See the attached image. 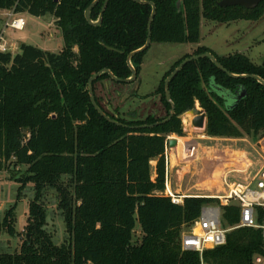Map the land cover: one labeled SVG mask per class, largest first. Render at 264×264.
Returning a JSON list of instances; mask_svg holds the SVG:
<instances>
[{
  "label": "trees",
  "instance_id": "trees-1",
  "mask_svg": "<svg viewBox=\"0 0 264 264\" xmlns=\"http://www.w3.org/2000/svg\"><path fill=\"white\" fill-rule=\"evenodd\" d=\"M93 1L0 0V9L55 16L64 42L59 52L25 42L16 53L0 52V170L26 166L14 177L20 183L18 199L29 184L35 192L26 238L20 250H0V264H252L257 255L264 256L262 231L252 227L231 230L225 244L202 254L183 249L185 231L204 206L218 199L186 196L182 203L172 202L166 194V149L171 134L185 135L181 116L197 104L198 113H206L210 137H264V85L251 77L230 76L209 58L192 60L170 82L175 110L162 121L172 107L164 81L185 58L210 52L231 73L264 79V57L255 63L244 53L218 56L200 45L203 21H258L264 18V0L254 9L222 7V0H183L180 6L179 0H143L156 5L151 44L196 47L174 62L151 94L160 95L165 116L106 112L120 124L96 110L88 82L105 68L118 78L132 75L127 57L146 43L153 8L135 0H109L102 24L94 26L85 17ZM104 2L91 10L92 20L99 19ZM147 50L132 58L137 78ZM105 79L119 83L104 73L93 82L94 89ZM49 189L57 194L68 233L59 245L47 230L44 198ZM15 208L6 211L1 224L11 236L16 234ZM239 221L236 203L223 208L224 226ZM138 225L140 240L135 238Z\"/></svg>",
  "mask_w": 264,
  "mask_h": 264
},
{
  "label": "rangeland",
  "instance_id": "rangeland-1",
  "mask_svg": "<svg viewBox=\"0 0 264 264\" xmlns=\"http://www.w3.org/2000/svg\"><path fill=\"white\" fill-rule=\"evenodd\" d=\"M23 17L27 25L24 30L15 32V36L18 37L16 42L29 43L52 52L62 50L63 37L55 16L47 15L38 19L27 13ZM3 25L4 17L0 14V30ZM200 45L210 47L218 56L240 52L246 54L253 62L262 63L264 18L258 21L238 20L227 25L203 21ZM192 47L195 45L153 42L143 57L142 69L136 80L131 83H116L105 79L95 84L93 91L99 106L116 117H130V114L136 118H145L149 114L156 117L165 116L166 111L160 95L151 94L155 92L163 75L172 68L174 62L186 53H190ZM200 110L197 104L196 110L188 111L181 116L184 136L177 134L169 136L178 141L176 146H168L166 151L168 152L166 164L171 170L169 184L174 195H201L215 198L214 196L222 194L227 174L229 180L248 182L264 169V137L256 141L252 138L210 137L205 129L192 125L194 116L200 114L198 113ZM155 164L156 162H152L153 176ZM25 170L26 166L0 170L1 251L20 250L26 238L29 203L34 198L35 192L33 185L29 184L23 190L22 197L18 199L20 183L14 179ZM15 204L16 234L11 236L1 228V224L6 211ZM44 204L48 212L47 230L59 245L68 239V233L58 209V197L54 189L47 191ZM141 236V228L138 225L135 238L140 240Z\"/></svg>",
  "mask_w": 264,
  "mask_h": 264
},
{
  "label": "built area",
  "instance_id": "built-area-1",
  "mask_svg": "<svg viewBox=\"0 0 264 264\" xmlns=\"http://www.w3.org/2000/svg\"><path fill=\"white\" fill-rule=\"evenodd\" d=\"M0 11L4 17V25L0 30V52L16 53L19 48L8 36V31L24 30L26 20L18 16L19 13L14 9H0ZM167 185L168 170L166 168V194L171 197L172 202L182 203L184 197L195 196L174 195L171 191L167 192ZM214 197L218 199V202L204 206L199 218L183 234L182 247L184 250L198 251L202 254L206 249L225 244L228 232L240 227L260 229L264 241V169H261L248 182L229 180L227 174L222 194ZM232 203H236L240 207V221L234 226L226 227L223 224V208ZM261 211L263 214L260 220ZM86 264L94 263L88 261ZM202 264L204 263L202 262ZM252 264H264V256L257 255Z\"/></svg>",
  "mask_w": 264,
  "mask_h": 264
},
{
  "label": "water",
  "instance_id": "water-1",
  "mask_svg": "<svg viewBox=\"0 0 264 264\" xmlns=\"http://www.w3.org/2000/svg\"><path fill=\"white\" fill-rule=\"evenodd\" d=\"M100 0H94L88 7L87 9L85 10V17L87 19V21L94 25V26H97V25H100L102 24V21H103V14H104V11L107 7V4L109 2V0H105L104 2V6L102 8V11L100 13V16H99V19L97 21H94L91 19V10L93 9V7L99 2ZM139 3H146V4H150L153 8L152 10V14H151V17H150V20H149V32H148V37H147V41L146 43L132 51L128 57H127V63L132 71V75L129 77V78H125V79H122V78H118L116 77L113 72L110 70V69H103L97 73H95L94 75L91 76V78L89 79V82H88V87H89V94H90V97H91V101L94 105V107L96 108V110L103 116L105 117L107 120H109L110 122H113V123H116V124H120L117 120L113 119L111 116H109L100 106L99 104L96 102V99H95V94H94V91H93V82L95 80H97L102 74L104 73H107L111 76L112 79H114L115 81L121 83V82H125V83H131L133 82L134 80L137 79V70L136 68L134 67L133 63H132V58L147 50L150 46H151V38H152V32H151V24H152V21H153V18L156 14V5L153 3V2H150V1H143V0H135ZM262 0H222L220 2H218V5L219 6H222V7H226V6H242V7H245L247 9H254ZM183 0H179L178 1V6H180L182 4ZM203 57H206V58H209L218 68L222 69L223 71L227 72L230 76H233V77H251V78H254L256 79L258 82H260L261 84L264 85V79L261 78L260 76L258 75H254V74H233L229 71H227L224 66L216 59V57L210 53V52H206V53H203V54H200V55H193V56H190L188 58H185L171 73L170 75L165 79L164 81V87H165V95H166V99L172 104V107H171V110H170V114H169V117L166 119V120H163L162 122H165V121H168L174 114V110H175V106L171 100V94H170V91H169V88H170V82L174 79V77L179 73V71L182 70V68L190 61L192 60H195V59H199V58H203ZM206 121H207V116H206V113L203 112V113H200L198 115H195L193 120H192V125L196 128H200V129H205L206 128ZM159 124V122H156L155 124H151V125H142V126H154V125H157ZM178 143V141L176 139H172L170 138L169 139V146L170 147H174L176 146ZM27 238H29V235L27 236Z\"/></svg>",
  "mask_w": 264,
  "mask_h": 264
},
{
  "label": "crops",
  "instance_id": "crops-1",
  "mask_svg": "<svg viewBox=\"0 0 264 264\" xmlns=\"http://www.w3.org/2000/svg\"><path fill=\"white\" fill-rule=\"evenodd\" d=\"M27 13H28V12H21V13L18 14V16L23 17L24 14H27ZM48 15H51V14H48ZM32 16H33V15H32ZM45 16H47V15H45ZM33 17L38 18V19H41V18H42V17H36V16H33ZM23 18H24V17H23ZM25 20H26V19H25ZM26 25H27V21H26ZM15 32H16V31H14V30H9V31H8V36H9V37L15 42V44H17V46H18V48H19V45H20V44H19L18 42H16V40L18 39V37L15 36ZM19 38H20V37H19ZM200 42H201V41H200ZM21 43H22V42H21ZM195 47H196V45H195ZM195 47H192L191 50L194 49ZM18 50H19V49H18ZM18 50H17V51H18ZM17 51H16V52H17ZM167 150H168V149H167ZM166 153H168V152H166ZM168 167H169V166L167 165V167H166L167 170H168V185H167V190H168V191H167V192H169V191L172 192L171 186H170V184H169V181H170L169 173H170L171 170H170ZM195 196H201V195H195Z\"/></svg>",
  "mask_w": 264,
  "mask_h": 264
},
{
  "label": "bare ground",
  "instance_id": "bare-ground-1",
  "mask_svg": "<svg viewBox=\"0 0 264 264\" xmlns=\"http://www.w3.org/2000/svg\"><path fill=\"white\" fill-rule=\"evenodd\" d=\"M246 163V162H245ZM247 165V164H246Z\"/></svg>",
  "mask_w": 264,
  "mask_h": 264
}]
</instances>
